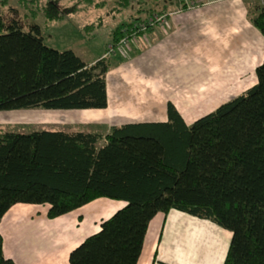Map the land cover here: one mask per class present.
I'll use <instances>...</instances> for the list:
<instances>
[{
    "label": "trees",
    "instance_id": "16d2710c",
    "mask_svg": "<svg viewBox=\"0 0 264 264\" xmlns=\"http://www.w3.org/2000/svg\"><path fill=\"white\" fill-rule=\"evenodd\" d=\"M247 6L264 36V3ZM136 27H117L113 45L124 30L143 33ZM110 65L108 53L86 62L48 46L38 24L24 30L0 11V111L105 108ZM255 72L253 86L190 123L169 101L165 120L105 134L0 129V222L17 203L47 205L53 219L108 198L124 205L70 251L69 264H137L150 222L170 210L231 232L222 264H264V58ZM0 264H16L1 233Z\"/></svg>",
    "mask_w": 264,
    "mask_h": 264
},
{
    "label": "crops",
    "instance_id": "0c3cea01",
    "mask_svg": "<svg viewBox=\"0 0 264 264\" xmlns=\"http://www.w3.org/2000/svg\"><path fill=\"white\" fill-rule=\"evenodd\" d=\"M248 1L152 0L151 7L139 11L135 18L147 21L155 14H164L166 25L161 29L157 24V34L154 25L144 30L153 31L150 44L120 60L118 68L112 69L110 65L105 77L107 106L79 110L81 120L76 123H103L110 129L126 122L163 121L169 101L190 123L253 86L257 82L255 69L264 58V36L249 18ZM111 205L119 209L124 204L96 199L50 219L46 215L47 205L17 203L0 222L4 255L16 264H69L70 251L90 235L87 231L92 222L93 230L89 231L99 230L105 219L103 213L112 211ZM34 211L36 214L32 215ZM35 216L41 218L40 229L50 225L46 224L48 219L56 220L59 232L44 241V230L37 229L33 232L36 236L28 231L27 238H31L25 250H20L23 255L19 258L20 252L6 249L3 229L13 223L18 226L21 221H32ZM160 242L158 238L149 242L145 239L137 264H192L198 259L197 254L190 252H168L165 258L160 253Z\"/></svg>",
    "mask_w": 264,
    "mask_h": 264
},
{
    "label": "rangeland",
    "instance_id": "374dc122",
    "mask_svg": "<svg viewBox=\"0 0 264 264\" xmlns=\"http://www.w3.org/2000/svg\"><path fill=\"white\" fill-rule=\"evenodd\" d=\"M259 1L264 3V0ZM152 3V0H0V11L8 19L16 18L24 30L31 24H38L45 44L58 50L72 49L86 62H93L108 53L111 68L116 69L120 60L132 57L137 49L150 44L154 36L153 31L154 34L159 33L157 24L154 25L152 32L144 31L132 35L124 30L122 41L113 45L114 30L121 24L131 23L138 26L145 24L135 16L142 9H149ZM80 113L82 112H79V109L1 110L0 129L23 133L42 129L101 134L109 131L108 125L103 123L100 125L88 122H85L88 124L76 123L81 120ZM104 199L114 203L120 202ZM112 205V211L108 210L107 213L102 211L104 218H108L118 209L113 208ZM36 216L32 221L30 219L21 221L16 224L18 226L13 223L3 229L6 249L11 247L17 253L25 250L28 239L36 236L33 232L40 229L38 223L41 218ZM47 221L46 224L50 225L40 229L45 232L42 236L45 238L44 241L59 232V227H55L56 220ZM88 227L89 230H93V222ZM89 230L87 231L89 234L94 232ZM28 231L33 234L29 238H27ZM157 238L161 239L159 249L165 258L168 252H190L198 255V259L192 261V264H220V262L222 264L231 232L210 220L197 218L178 210H170L165 217L159 213L149 225L147 241L153 239L157 241ZM47 245L54 246L50 243H46ZM22 255L23 253L20 252L17 256L22 258Z\"/></svg>",
    "mask_w": 264,
    "mask_h": 264
},
{
    "label": "built area",
    "instance_id": "2783aa9c",
    "mask_svg": "<svg viewBox=\"0 0 264 264\" xmlns=\"http://www.w3.org/2000/svg\"><path fill=\"white\" fill-rule=\"evenodd\" d=\"M166 21H167L166 15H164V14H155V15H153L152 18H150L146 22H144L145 24H141L139 26L136 25L137 29L134 32H136L137 30H146L147 27H150V26L155 25V24H158V25L162 26V25L166 24ZM133 34H135V33H132V35ZM121 41L122 40H120V42Z\"/></svg>",
    "mask_w": 264,
    "mask_h": 264
}]
</instances>
